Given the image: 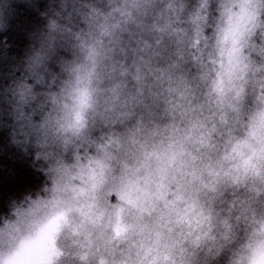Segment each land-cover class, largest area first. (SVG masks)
<instances>
[{
  "label": "clouds",
  "instance_id": "1",
  "mask_svg": "<svg viewBox=\"0 0 264 264\" xmlns=\"http://www.w3.org/2000/svg\"><path fill=\"white\" fill-rule=\"evenodd\" d=\"M0 264H264V0H0Z\"/></svg>",
  "mask_w": 264,
  "mask_h": 264
}]
</instances>
